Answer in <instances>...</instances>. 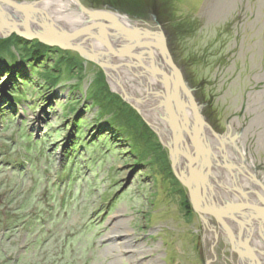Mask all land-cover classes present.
Masks as SVG:
<instances>
[{"label":"rangeland","instance_id":"1","mask_svg":"<svg viewBox=\"0 0 264 264\" xmlns=\"http://www.w3.org/2000/svg\"><path fill=\"white\" fill-rule=\"evenodd\" d=\"M12 1L48 11L46 0ZM71 1L163 39L217 158L216 179L201 182L215 185L194 187L200 203L236 207L247 231L237 242L216 216L233 247L216 242L173 169L180 141L158 134L101 67L0 28V264H264V0Z\"/></svg>","mask_w":264,"mask_h":264},{"label":"bare ground","instance_id":"2","mask_svg":"<svg viewBox=\"0 0 264 264\" xmlns=\"http://www.w3.org/2000/svg\"><path fill=\"white\" fill-rule=\"evenodd\" d=\"M6 2H0V4H2V11L0 12L1 31L10 32V30H14L21 32L28 37L45 36L49 39L59 38L61 40H65L66 42L69 41L72 44L81 46L82 49L93 59L101 62L105 61V63L109 66L108 75L110 81L112 80L115 82V90L119 91L132 106L136 107L139 110V113H141L144 117H148V122L149 119L154 121V123L149 122V124L158 132V134L161 133L160 135L163 134L166 137L171 138V142L173 144H176L177 140L180 141L179 144L181 146L179 145L177 150L175 148L176 152L180 150L179 148H182V151H185L186 149L189 150V156L181 155L179 156L180 158L178 157V166L176 165V169L178 168V170H181L184 163L190 164L193 162L194 167H197L198 169L195 173L196 177L194 176L196 185H200L202 186L201 188L205 187L206 189V186L214 184L205 182L206 185H204L198 180L200 176V173L198 172H200L201 166L205 171L203 174L204 181H206V178H210L212 181L213 179H216V173L212 170L215 167L214 164L217 161V158L215 154L212 153V146H210L211 143H207L206 141H203V139L199 140L201 135L198 132L200 131L199 128L202 126L201 122L204 120H201L200 116H197V114L196 116L194 115L195 111L198 113V110H196V104H194L195 111L191 110L186 102L188 99H185V97L181 95L183 88L179 84L178 79H176L173 70L169 68V58L163 48V42L162 39L159 38V35L149 36L151 33L144 32L143 30L135 31V28L127 19L117 15L113 16L114 23H110L112 21L107 17V15L106 20H94L92 18H90V20L86 14L82 13L79 5L74 4V2L72 3L71 0H46L44 7L48 6V11H43L42 8H39L40 6L36 7V5H34L32 6L33 9L31 11L29 9L26 10L27 13L18 12V10L13 9V7L9 4H5ZM75 3L78 4L76 0ZM59 18L64 19L63 21L66 22L67 26L61 23ZM101 21H107L108 24L100 23ZM59 29L62 31L64 30V34H60ZM67 32L71 35L77 33H79V35H75L76 37H73L72 40L66 36V34H69ZM148 38L153 39L156 42L157 40L160 41V47L155 43V41ZM142 39L143 44L146 46L144 51L151 54L152 52H155L156 59L152 58V56H150L151 54H146L148 55L147 58L145 56L144 60H142L145 53L140 54L136 49L139 45L137 43H139ZM128 40L131 42H134L135 40L136 45L126 44ZM129 45L133 48L131 54L127 49L129 48ZM139 47L141 46L139 45ZM113 52L117 53L116 56H119L121 59L116 61L122 63V66L115 65L114 62H112ZM152 59L155 61H152ZM139 64L142 65V67H136ZM118 68H120V70H118ZM143 68L148 72L147 74L150 76L149 79L144 77L143 72L140 73V69ZM124 71H127V73H124ZM145 78L147 81L144 80ZM164 78L170 81L169 85H166L165 82L162 81ZM150 83H152L153 87L151 89V86L149 85ZM167 93L170 94V98L175 102V104L174 102L172 103L174 114L177 117L175 129L172 126V116L167 110L168 106L161 100L163 97H160V94H163L164 97H166V95H168ZM210 139L213 140L214 137H211V134L208 133V141H210ZM182 151H179L178 153L181 154ZM209 162L210 166L207 165ZM178 173L179 176L184 174L183 170L180 172L178 171ZM190 179L191 177H188L184 180L186 182V180ZM195 194L198 196L197 192ZM198 199L203 202V199L200 196ZM219 200L224 199L219 198ZM214 201V204H221L219 201ZM199 204L201 205L200 202ZM234 208L235 210L237 209L236 207H231V209ZM234 216L233 218H227V220L234 219ZM221 217L222 216H220V219ZM222 218L226 219L225 217Z\"/></svg>","mask_w":264,"mask_h":264},{"label":"water","instance_id":"3","mask_svg":"<svg viewBox=\"0 0 264 264\" xmlns=\"http://www.w3.org/2000/svg\"><path fill=\"white\" fill-rule=\"evenodd\" d=\"M7 1V2H6ZM3 2H6L5 4H9L10 6H12L13 8H15V9H17L19 12H23V13H27L26 12V10L27 9H29L30 11L33 9L32 8V5H28V4H22V3H17V2H14V1H12V0H4ZM82 10H83V12H85L89 17H91L92 19H94V20H96V19H99V20H106V16L105 15H103L102 13H99V12H95V13H92V12H90L89 10H87V9H84V7H82ZM30 11H28V12H30ZM135 30V29H134ZM14 33V30H11V32H10V34H13ZM18 35H22L24 38H26L27 40H29V41H32V40H38L39 42H41V43H43V44H45V45H47V46H50V47H58V48H60V49H62V50H66V51H74V52H77L78 54H80V56H82L85 60H87V61H91V62H93V63H95V64H97L99 67H101L104 71H105V73L108 75V69H109V66L107 65V63H105V61L104 62H101V61H97V60H95V59H93L92 57H90L87 53H86V51H84L83 49H82V47L81 46H77V45H75V44H72V43H70L69 41H65V40H61V39H59V38H51V39H49V38H47V37H45V36H39V37H28V36H26V35H24L23 33H21V32H18ZM75 35H79V33H77V34H73V35H71L70 33L69 34H66V36H68L70 39H72L73 37H76ZM73 40V39H72ZM162 42H163V39H162ZM163 48H164V50L166 51V54L168 55V58H169V60H168V65L170 66L169 68H172V70H173V72H174V74H175V77H176V79H178V82H179V84L182 86V88H183V90H184V93L187 95V97L189 98V100L193 103V104H195L194 103V101H193V98H192V96H191V94H190V92L188 91V88L186 87V85H185V83H184V81H183V78H182V76H181V74H180V71L175 67V65L173 64V62H172V59H171V57L169 56V54H168V52H167V50H166V46L164 45V42H163ZM145 56H146V53H145V55H144V57H142V60H144V58H145ZM146 58H147V56H146ZM101 59V58H100ZM103 61V60H102ZM109 76V75H108ZM162 81L163 82H165V84L167 85H169V83H170V81L168 80V79H162ZM169 81V82H168ZM162 93V92H161ZM168 94V93H167ZM121 95V94H120ZM159 95V94H158ZM163 94H160V96L161 97H163L165 100V104L168 106V110H169V113L171 114V116H172V126H173V128L175 129L176 128V122H177V117L175 116V114H174V111H173V107H172V103L174 102L173 101V99H171L170 98V94L169 95H166V97H164V95L162 96ZM121 97L126 101V102H128V100L125 98V97H123V95H121ZM129 103V102H128ZM130 104V103H129ZM174 104H175V102H174ZM131 105V104H130ZM132 106V105H131ZM133 108H135L138 112H139V110L136 108V107H134V106H132ZM198 114V113H197ZM150 125V124H149ZM151 126V125H150ZM181 155H183V152L181 153V154H179L178 152H175V151H173L172 150V162H173V169H174V171H175V173H176V176H177V178L180 180V182L188 189V191H189V193H190V195H191V198H192V200H193V204L195 205V207H199L198 206V203L199 202H201V201H199V199H198V197L199 196H196V191H195V189H194V186L196 185V181H195V179H194V176L196 177V172L194 173V169L196 168V167H194V163L192 162V163H190V165H191V171H192V175H190V176H184L183 175V177L182 176H179V173L177 172V170L178 169H176V164H177V162H178V159L180 158L179 156H181ZM179 157V158H178ZM192 161V160H191ZM202 170H203V168H202ZM188 177H191V179L190 180H186V182H185V180L184 179H187ZM202 177H203V173L202 174H200V176H199V182H202ZM195 183V184H194ZM197 201H198V203H197ZM205 207H202V205L199 207L200 209H202V211H204L206 214H209V215H213V216H218L219 215V217L220 216H222V217H229V218H231V217H233L234 215H237V214H233V213H230L231 211H232V209L230 208V209H225L226 211H224V210H222V211H220V212H218V209H216V207H215V205H213V206H209V205H204ZM238 208H240V207H238ZM241 209H242V207H241ZM234 211H235V208L233 209ZM236 211H238V209H236ZM239 212V211H238Z\"/></svg>","mask_w":264,"mask_h":264},{"label":"flooded vegetation","instance_id":"4","mask_svg":"<svg viewBox=\"0 0 264 264\" xmlns=\"http://www.w3.org/2000/svg\"><path fill=\"white\" fill-rule=\"evenodd\" d=\"M216 209H217V207H216ZM238 215V214H237ZM234 216L235 218L234 219H228L227 220V222H229V226H231V229H233L232 231H234V234L236 235V234H238V236H237V238L235 237V239L237 240V242L239 241V239L238 238H240V236H239V234H240V232L241 231H247V227H248V223L247 222H245V219H244V217L242 216V215H238V216ZM208 217V219H209V222H207V223H209V225H210V227H212V226H214L215 227V229L213 228V230H214V232L217 234V236H216V242L217 243H219L218 242V239H219V237L220 236H223V238H224V245H225V247L227 246H231V248L233 247V239L231 238V240L228 238L230 235H227V231H228V229L226 228V226L225 225H222V224H220L219 223V220H218V218H216L215 216H213V215H208L207 216ZM233 218V217H232ZM235 219H237V220H235ZM262 221H263V224H264V216H263V218L261 219ZM235 221H238V222H235ZM233 222V223H232ZM241 225V226H240ZM233 233V232H232ZM228 239L230 240V242H228ZM241 239V238H240ZM239 242H241V241H239ZM243 242H245V239H243ZM230 244V245H229ZM243 245V244H242ZM226 247V248H227ZM224 249V253L228 250V249ZM217 256H218V254L216 253L215 254V256L213 255L212 256V258L213 259H215L216 260V258H217ZM218 260V259H217ZM216 260V261H217ZM215 261V262H216Z\"/></svg>","mask_w":264,"mask_h":264},{"label":"trees","instance_id":"5","mask_svg":"<svg viewBox=\"0 0 264 264\" xmlns=\"http://www.w3.org/2000/svg\"><path fill=\"white\" fill-rule=\"evenodd\" d=\"M40 46H41V48H45V49H50L51 50V48H47L46 46H42V45H40ZM39 55H40V52L35 51V52H33V55L31 56V58L33 57L35 59Z\"/></svg>","mask_w":264,"mask_h":264}]
</instances>
